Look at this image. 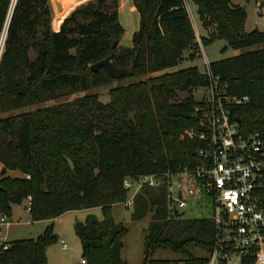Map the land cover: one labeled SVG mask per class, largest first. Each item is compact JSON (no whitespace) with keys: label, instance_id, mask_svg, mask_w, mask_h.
Returning <instances> with one entry per match:
<instances>
[{"label":"trees","instance_id":"trees-1","mask_svg":"<svg viewBox=\"0 0 264 264\" xmlns=\"http://www.w3.org/2000/svg\"><path fill=\"white\" fill-rule=\"evenodd\" d=\"M132 1L139 27L132 46H124L120 0L81 4L58 28L48 0H16L14 5L0 0V41L7 29L0 57V208L10 215L12 205L30 195L29 212L38 220L100 206L102 218L88 213L75 222L86 260L76 264H127L122 257L127 227L112 213L113 204L128 196L126 176L197 160L202 142L185 130H201L193 113V88L209 79L195 63L174 68L202 54L186 1L197 6L207 29V34L200 32L203 45L222 38L223 49L242 50L209 64L229 94L249 96L233 107L241 131L264 138V31L246 30V9L233 0ZM108 55L127 68L120 78L105 66L91 68ZM117 80L126 81L110 87L108 103L90 92L46 104ZM181 91L188 94L180 98ZM33 105L40 106L27 109ZM148 214L142 264H205L206 256L191 246L211 248L210 218L170 214L161 185L146 186L134 196L132 218ZM58 239L53 223L37 237L12 240L6 248L0 238V264H49L47 247ZM161 247L184 258H154Z\"/></svg>","mask_w":264,"mask_h":264},{"label":"built area","instance_id":"built-area-1","mask_svg":"<svg viewBox=\"0 0 264 264\" xmlns=\"http://www.w3.org/2000/svg\"><path fill=\"white\" fill-rule=\"evenodd\" d=\"M256 5L264 10L260 1ZM186 6L190 12L188 1ZM190 15L192 18L191 12ZM209 63L206 59L204 71L209 82L193 88L197 99L193 113L200 120L201 130H185L189 138L202 142L197 148L196 162L126 176L123 185L132 194L124 202L133 206L137 192L146 186L161 185L170 214L184 215L186 210L199 209L204 213L200 217L214 222L213 242L209 250L205 249V264H264V138L258 133L245 135L241 131L233 107L246 102L249 96L229 94ZM30 198L29 195L28 211ZM10 223L0 208V225L8 227ZM1 241L4 248L8 247L7 241ZM60 241L67 247L64 239ZM82 262L86 260L82 258ZM179 264L190 263L181 260Z\"/></svg>","mask_w":264,"mask_h":264},{"label":"rangeland","instance_id":"rangeland-1","mask_svg":"<svg viewBox=\"0 0 264 264\" xmlns=\"http://www.w3.org/2000/svg\"><path fill=\"white\" fill-rule=\"evenodd\" d=\"M90 0H64L63 2L55 3L54 0H48L51 9V21L54 27H60L61 23L54 24L55 20H63L68 16L71 11ZM235 3L241 4L247 11V17L245 22V28L250 31L254 28H258L264 31V10H260L257 7L256 2L262 0H233ZM190 12L192 14V19H194L193 27L196 31V35L199 41H201L200 32L207 34V29L202 28L199 14L197 11V6L193 3L190 5ZM119 20L123 25V32L120 38V43L124 46H132L133 34L139 27V12L136 7H134L132 0H120L119 4ZM225 39L218 38L205 45L200 44V49L202 51L201 57L194 61L184 60L179 65L174 68L186 67L191 64H197L200 69L205 70L206 59L208 61L231 56L242 51L241 49H235L233 47H228L223 49L225 45ZM3 51V49H2ZM126 80H117L110 82L109 84L94 86L86 90L70 93L60 97L59 99H53L48 101L46 104L55 103L58 101H66L78 98L80 96L86 95L87 93H97L99 98L104 103L110 102V87L117 85ZM188 93L181 91L179 97H185ZM40 105H33L27 107L28 110H34ZM13 174H19L13 171ZM132 192L128 191V196ZM28 201L25 200L22 203L13 204L11 207L10 218L12 219V224L10 227L1 225L0 238H3L5 234L8 236V241L10 242L15 239L20 238H35L41 234L45 227L53 223L54 232L59 236V239L48 246L46 254L49 264H76L81 261L82 258V245L79 236L75 231V222L82 220L86 217L88 213H95L98 217L102 218L103 213L100 206H94L89 208L81 209H70L57 217L50 219H38L35 220L31 217L30 212L27 210ZM133 206H126L125 202H118L113 204L112 213L117 221H122L126 227L127 232L123 236V247H122V257L127 261V264H142L143 257L145 255L146 244L145 235L146 228L150 221V214L144 216L141 219L132 218ZM204 213L199 209L186 210L185 216H201ZM61 239L67 242V247H63ZM193 252L199 255H206L205 249L197 248L191 246ZM154 258H170V259H183V254L174 251L170 248H157L152 255Z\"/></svg>","mask_w":264,"mask_h":264},{"label":"water","instance_id":"water-1","mask_svg":"<svg viewBox=\"0 0 264 264\" xmlns=\"http://www.w3.org/2000/svg\"><path fill=\"white\" fill-rule=\"evenodd\" d=\"M62 21L63 20H61L60 23H62ZM90 66L93 70H97L99 67L105 66L110 72V74L114 76L115 78H120L127 71L126 67H120V66L115 65L112 59V55H108L105 58L95 61ZM236 120L240 121V116L237 115ZM175 214H178L177 210H175Z\"/></svg>","mask_w":264,"mask_h":264},{"label":"crops","instance_id":"crops-1","mask_svg":"<svg viewBox=\"0 0 264 264\" xmlns=\"http://www.w3.org/2000/svg\"><path fill=\"white\" fill-rule=\"evenodd\" d=\"M134 7H135V6H134ZM193 22H194V19H193ZM14 172L19 173V175L21 174L19 171H14ZM8 218H9V220L11 221L10 225L8 226V227H10L13 221H12V219L10 218V215H8ZM2 225H4V224H2ZM0 227H1V225H0ZM8 227H7V228H8ZM3 240L8 241V236H7V234L4 235ZM47 248H48V247H47ZM81 262H82V258H81Z\"/></svg>","mask_w":264,"mask_h":264},{"label":"bare ground","instance_id":"bare-ground-1","mask_svg":"<svg viewBox=\"0 0 264 264\" xmlns=\"http://www.w3.org/2000/svg\"><path fill=\"white\" fill-rule=\"evenodd\" d=\"M61 21H57L55 24H59ZM4 37L2 36L1 38V41H0V55H1V52H2V47H3V39Z\"/></svg>","mask_w":264,"mask_h":264}]
</instances>
